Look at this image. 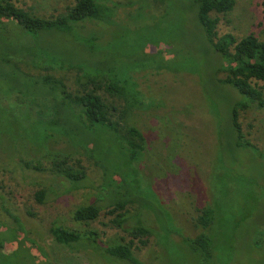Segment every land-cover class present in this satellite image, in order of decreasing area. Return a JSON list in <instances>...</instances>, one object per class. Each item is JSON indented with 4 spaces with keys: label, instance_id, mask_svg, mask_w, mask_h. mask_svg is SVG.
Instances as JSON below:
<instances>
[{
    "label": "rangeland",
    "instance_id": "obj_1",
    "mask_svg": "<svg viewBox=\"0 0 264 264\" xmlns=\"http://www.w3.org/2000/svg\"><path fill=\"white\" fill-rule=\"evenodd\" d=\"M20 2L41 17L64 15L74 4ZM93 2L96 18L68 21L67 29L43 30L28 40L21 41L17 26L0 25V223L16 230L6 209L23 225L14 239L2 242L8 253L1 252L0 264H121L91 251L71 252L47 231L57 217L69 220L73 204L81 201L77 191L62 195L58 187L65 178L51 169V158H65L73 168L77 160L88 167L74 148L84 145L105 167L107 178L125 168L126 185L136 179L141 184L139 190L129 188L141 200L133 210L142 224L158 230L159 240L156 245L150 235L147 246L140 247V264H264V108L238 117L243 138L257 150L235 147L229 107L241 97L218 81L221 58L209 47L190 0ZM260 22V0H236L229 13L220 15L217 35L238 40L256 33ZM72 75L81 82L92 77L121 82L127 94L120 97L128 106L125 125L143 138V149L133 160L115 131L89 127L78 118L81 107L69 94ZM17 159L46 169L30 174L33 182H26L22 173L28 169H17ZM137 165L140 171L131 168ZM88 173L95 177L93 166ZM38 189L45 192L39 204L32 197ZM205 207L213 218L210 233L196 220ZM145 209L154 216L152 222ZM62 211L67 214L60 215ZM97 220L106 221L103 216ZM94 224L112 235L107 222ZM202 233L222 236L213 240L211 251L193 249L185 240ZM150 244L153 251L146 252Z\"/></svg>",
    "mask_w": 264,
    "mask_h": 264
},
{
    "label": "trees",
    "instance_id": "obj_2",
    "mask_svg": "<svg viewBox=\"0 0 264 264\" xmlns=\"http://www.w3.org/2000/svg\"><path fill=\"white\" fill-rule=\"evenodd\" d=\"M190 2L195 8L197 22L202 28L209 47L221 58V64L215 70V73L219 74L220 79L218 81L231 86L241 97L238 102L229 107V119L234 130V145L239 148H252L256 151L257 149L243 138L238 117L240 112L257 115V110L260 112L264 108V22L259 23V29L256 33L250 31L238 40L226 34L218 36L216 27L220 15L223 16L229 13L236 0H190ZM260 5L264 9V0H260ZM65 10L64 15L41 17V15H34L27 10L16 7L9 0H0V25L8 26L10 24L17 26L21 41H23V39L28 40L25 38L26 36L36 37L43 30L67 29L69 27L68 21L78 24L86 19H92L93 16L96 18L97 14V6L93 0H74V4L68 6ZM5 41L8 42L7 39ZM65 73L72 74L69 70L65 71ZM77 77L72 75L70 78L71 81L69 82L74 87L70 90L69 94H73V101L81 107L78 118L82 122L85 120L89 127L97 124L99 127L115 131L118 138L123 139L127 144V149L130 151L129 160H133L138 151L141 153L143 149V138L136 129L132 127L128 128L125 125V108H128V106L120 103V97L123 96L126 99L127 94L125 88H122L121 82L117 79L104 81L99 77H92L81 82ZM58 84L63 86L61 81H58ZM254 118L252 116V119ZM61 133L63 132L61 131ZM84 147V149L80 146H75L74 148L76 151H79L78 155L86 158L89 168L90 165L94 167L95 177L90 175L88 167L80 164L78 160V166L73 168L74 165L67 164L65 158L57 157V155H53L51 158V169L65 178L63 181L65 184L60 182L58 187L62 191V195H72L77 191L80 193L81 201L73 204L72 209L69 211V220L63 216L57 217L46 226L47 231L55 243L65 246L71 252L91 251L95 252L98 256L102 255L105 257L104 255H106V258L107 256H111L121 264L123 262L127 264H140L141 259L137 256L140 247L147 246L150 235H153L156 245L159 240V234H154V231L158 230H155L152 225L149 226L150 224H142L140 215L138 218V214L133 210L141 203V200L135 196L137 192H132L131 190L136 189V187L139 190L141 184H139L134 175L136 180L128 182V185H130L128 187L123 178L125 176V168L121 169L116 176L112 172L108 175L109 178H107L105 167H101L93 159V151L91 149L86 145ZM17 160V169L21 168V166L24 169H28L27 172L24 171L22 173H26V182H31L34 179L33 177H29L30 174H35L46 169L30 162ZM137 167L131 168H134V171H137V169L140 171L141 167ZM2 169L3 171L7 170L4 167ZM141 174L143 176L146 175L143 171ZM20 179L23 181L22 178ZM0 186L2 187L3 185L0 183ZM49 189L55 190L53 187H49ZM152 190H154L153 187ZM54 195L57 194L54 193ZM32 197L38 204L43 203L45 192L43 189L35 190L32 192ZM150 210L153 211L152 209ZM24 211L27 215L33 214V211ZM3 212L9 218H12L16 224V230L7 224L0 223V254L2 251L8 253L2 242L6 241V239L12 240L11 236L15 231L23 230V225L19 222L20 219L16 215L10 214L6 209ZM145 212L146 216L148 214V217H150V222L154 216L147 209H145ZM65 214L67 213L63 211L60 213V215ZM100 216L105 217L106 221L97 220ZM212 219L211 210L207 207L196 218L200 227L209 233ZM66 220L70 225L66 224ZM96 221L102 225H105L107 222L108 225L112 226V235L110 233L105 234L103 230L98 231L94 224ZM127 222L128 224L125 225ZM214 225L217 226V222ZM2 228L4 231H1ZM212 232L216 234L218 229L212 228ZM221 234L213 235L212 237L215 238H208V234L202 233L193 239L186 238L185 240L193 246V249L196 246H202L204 250L211 251L214 249L213 240L222 236ZM262 236L261 243H264V226ZM134 241H136V244ZM35 244L37 243L35 242ZM151 247L153 245L150 244L146 252H152L153 249ZM39 248V252L41 253L42 251L46 256V252L41 247ZM204 250H198L197 252L203 255ZM5 263L8 264L9 262Z\"/></svg>",
    "mask_w": 264,
    "mask_h": 264
},
{
    "label": "crops",
    "instance_id": "obj_3",
    "mask_svg": "<svg viewBox=\"0 0 264 264\" xmlns=\"http://www.w3.org/2000/svg\"><path fill=\"white\" fill-rule=\"evenodd\" d=\"M13 5H15L16 7H18V8H21V9H23V10H29V9H31V7L29 6V4H25V3H22V2H20V0H9ZM22 1H26V2H30L31 0H22ZM35 2H37V1H35ZM27 10V11H28ZM33 14V13H32Z\"/></svg>",
    "mask_w": 264,
    "mask_h": 264
}]
</instances>
